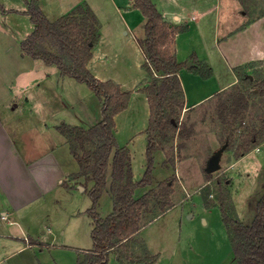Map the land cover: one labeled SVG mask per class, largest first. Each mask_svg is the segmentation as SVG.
Segmentation results:
<instances>
[{
    "label": "rangeland",
    "instance_id": "1",
    "mask_svg": "<svg viewBox=\"0 0 264 264\" xmlns=\"http://www.w3.org/2000/svg\"><path fill=\"white\" fill-rule=\"evenodd\" d=\"M89 1L102 22L106 40L104 62L107 73L120 79L123 88L132 92L128 108L116 119L119 133L117 139L121 146L129 143L134 154V177L139 180L146 167L147 135L145 133L150 117L146 94L140 89L151 79H145L143 63L146 57L140 49L137 38H145L146 32L143 27L146 21L136 28L123 26L122 21L117 22L122 18L121 12H117L111 2ZM246 3L251 12L254 11L253 15L264 14V0H246ZM0 6L2 11L6 9L4 12L14 11L2 4ZM142 28L144 34L141 33ZM185 31H188V26L180 32ZM194 39H197L196 34ZM174 43L175 39L171 47L173 52H175ZM193 49L191 56L197 55L196 48ZM197 57L199 58L198 55ZM189 62L191 61L187 62L188 68L192 65H189ZM247 74L252 77L251 81L246 80ZM261 86L264 87V60L256 61L241 69L239 84L200 107L185 108L182 111L181 120L186 121L190 128L194 127L195 132L190 138L179 137L174 141H165L164 149L156 152L154 170V187L157 189L161 181L174 178V191L171 197L178 205L152 222H150L152 215L161 210L159 203L153 213L144 214L142 221L147 224L141 233L142 237L136 235L131 244L133 259L143 257L145 241H149V250L151 254L159 255L160 264H169L173 258V264H238L234 259L230 238L228 239L229 236L225 233L226 226L218 206V197L224 192L232 198L235 209L234 213L232 210L228 211L230 215H237L245 223H250L255 217V204L264 191V136L247 152L248 156L235 167L232 161L238 159L235 149L243 144L251 130L258 129L264 132V95L258 94ZM61 87L64 98L68 97V100L64 101L63 108L59 104L54 106L52 100L46 101L52 105L54 115H57V111H62L58 119L60 123L65 119L73 125L86 126L94 125L102 119V103L86 83L66 78L62 80ZM137 87L138 90L135 91ZM238 91L248 96L249 104L244 114L234 126H231L230 122L222 120L223 113L232 118L229 108L224 107L222 102L230 104ZM35 93L34 88L26 92L35 112L33 114L54 130L52 119L48 116L50 107L41 102V109L46 117L42 116L39 112L40 101L36 98L43 99V96ZM18 110L22 113V109ZM184 141L186 145L177 149V144ZM172 146L177 150L174 152L175 163L168 164L165 151ZM66 148L69 152V147ZM220 149L222 150L220 167L210 172L208 163L215 158V153ZM72 164L74 171H78V163L73 161ZM227 179L229 180L226 182ZM91 186L92 182L88 187ZM64 188H66L65 182L57 191L58 204L53 212V223L51 222L59 231L58 242L61 245L58 247L61 248L50 249L47 256L52 260H55L56 256L61 258L62 264H79L80 256L77 250L90 248L93 244L91 217L86 212L91 207L92 200L88 190L81 188L80 185H76L75 190L69 192ZM208 188L211 191L209 198L217 203L212 207H206L202 198V193ZM109 189L100 201L99 211L103 217L113 210ZM182 202L184 205L179 204ZM139 238L145 240L141 241ZM108 264L120 263L114 255H111Z\"/></svg>",
    "mask_w": 264,
    "mask_h": 264
},
{
    "label": "crops",
    "instance_id": "2",
    "mask_svg": "<svg viewBox=\"0 0 264 264\" xmlns=\"http://www.w3.org/2000/svg\"><path fill=\"white\" fill-rule=\"evenodd\" d=\"M88 1L40 0V5L49 18L57 19L82 2H87L94 10ZM107 1L112 3L117 12H121L122 18L117 22L122 21L123 26L136 28L146 21L142 11L134 7L133 0ZM153 1L166 21L188 26V31L176 34L174 44L178 59L191 61L193 64L191 54L194 52L193 48H196L199 60L209 63L214 70L209 78L191 72L188 67L180 71L187 109L200 107L239 84L241 67L264 60V15H253L254 11L247 13L240 0ZM0 4L17 10L4 12L0 6V264H62L61 258L56 256L52 260L47 256L50 249L61 248L58 247L61 245L58 242L59 231L52 225V217L58 204L57 191L65 180H69L71 173L77 172L72 163L78 162L73 158L67 139L58 130L59 125L68 122L64 119L60 123L58 119L62 111H57V115H54L52 105L46 101L52 100L54 106L59 104L63 108L68 97L64 98L61 83L63 79L70 77L59 76L57 66L47 65L42 60L23 53L21 42L34 29L29 15L23 13L28 7V0H0ZM94 12L97 14L95 10ZM105 41L101 28V37L93 49V58L88 66L100 79H114L120 84V79L107 73L104 62ZM145 72V79L150 80L149 73ZM30 88L35 89V95L43 96V99L36 98L40 101L39 112L42 116L46 117L42 112L41 102L50 107L48 116L52 119L53 123H50L55 131L33 114L35 112L31 100L26 95ZM137 90L138 87L135 91ZM18 109H22V113ZM122 112L116 115V119ZM90 126L93 125L84 127ZM124 144L122 146L129 147V143ZM66 147H69V152ZM129 148L133 165L134 154ZM246 156L248 154L235 158L232 161L234 167ZM79 169L80 167L78 171ZM64 189L67 192L74 191L75 186ZM144 192L141 189L140 194ZM173 202L160 215L170 212L178 205L176 201ZM179 204L184 205L183 202ZM145 226L140 229V236ZM91 228L93 229L92 218ZM226 231V236H229ZM145 243L149 249V241ZM91 249L93 244L90 248L77 251L81 257L82 251ZM115 252L113 250L110 256L114 255L119 261ZM234 259L237 262L235 255ZM173 261L174 258L169 264H173ZM152 264H160V261Z\"/></svg>",
    "mask_w": 264,
    "mask_h": 264
},
{
    "label": "trees",
    "instance_id": "3",
    "mask_svg": "<svg viewBox=\"0 0 264 264\" xmlns=\"http://www.w3.org/2000/svg\"><path fill=\"white\" fill-rule=\"evenodd\" d=\"M133 1L134 7L139 8L146 18V36L137 38V41L146 57L143 67L151 77L148 84L140 89L147 96L150 117L146 129V167L139 180L134 179L130 148L121 146L117 139L116 115L128 108L132 92L113 79H100L88 66L93 58V49L101 37L102 23L97 14L87 2H82L68 13L51 19L42 9L40 0H28V7L23 11L34 24L33 31L21 42L23 53L47 65L57 66L61 77L86 83L102 103V119L93 126L65 122L58 126L80 167L79 171L71 173L65 185L71 188L81 184L92 200L86 212L92 218L93 249L81 252L79 264H108L113 250L123 263L152 264L158 260L159 255L151 254L147 245L143 247V257L136 260L132 258L131 249L135 236L147 224L142 221L144 214L153 213L159 203L161 210L152 215V221L174 204L171 197L174 178L161 181L158 189L154 187L156 152L164 149L165 141L190 138L195 132L194 127L190 128L186 121L181 120V113L186 108V94L179 73L188 67L187 61L179 60L171 48L176 34L187 26L166 21L153 0ZM240 1L245 11L250 13L246 0ZM191 59V71L203 78L213 75L214 70L209 63L199 60L196 54ZM246 80H252L250 74L246 75ZM258 94L264 95L263 86ZM222 103L232 115L230 118L223 113L222 120L234 126L247 109L249 98L238 91L230 104ZM263 136L264 132L251 130L243 144L235 149L237 158L247 154ZM185 145V141L179 142L177 149ZM175 151L174 146L165 151L168 164L175 163ZM90 182L92 186L89 188ZM108 189L113 210L103 217L99 206ZM141 189L145 190L142 194ZM210 193L209 188L202 193L206 207L217 204L209 198ZM218 200L237 263L264 264V191L255 204L256 214L250 223L243 222L237 215H230L228 211L234 213L235 206L229 195L223 192Z\"/></svg>",
    "mask_w": 264,
    "mask_h": 264
},
{
    "label": "water",
    "instance_id": "4",
    "mask_svg": "<svg viewBox=\"0 0 264 264\" xmlns=\"http://www.w3.org/2000/svg\"><path fill=\"white\" fill-rule=\"evenodd\" d=\"M191 64H192V62H189V65H191ZM221 155H222V150L220 149L215 153V158L211 162L209 161L208 170L210 172H213L214 170H216L220 167ZM81 188L84 189L83 186H81Z\"/></svg>",
    "mask_w": 264,
    "mask_h": 264
}]
</instances>
